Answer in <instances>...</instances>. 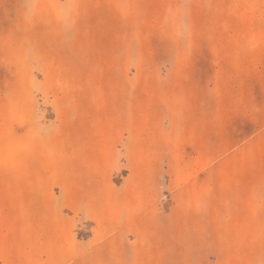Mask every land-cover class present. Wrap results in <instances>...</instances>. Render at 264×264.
Returning a JSON list of instances; mask_svg holds the SVG:
<instances>
[{
	"label": "rangeland",
	"instance_id": "rangeland-1",
	"mask_svg": "<svg viewBox=\"0 0 264 264\" xmlns=\"http://www.w3.org/2000/svg\"><path fill=\"white\" fill-rule=\"evenodd\" d=\"M0 264H264V0H0Z\"/></svg>",
	"mask_w": 264,
	"mask_h": 264
}]
</instances>
